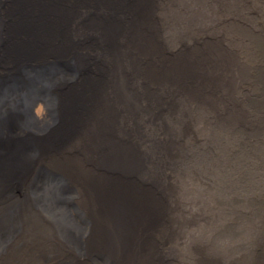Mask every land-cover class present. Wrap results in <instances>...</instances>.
<instances>
[{"label":"bare ground","instance_id":"bare-ground-1","mask_svg":"<svg viewBox=\"0 0 264 264\" xmlns=\"http://www.w3.org/2000/svg\"><path fill=\"white\" fill-rule=\"evenodd\" d=\"M154 2L0 0V264H242L204 239L218 200L238 224L231 49L214 6L205 28L194 0ZM238 225L264 264V227Z\"/></svg>","mask_w":264,"mask_h":264},{"label":"rangeland","instance_id":"rangeland-1","mask_svg":"<svg viewBox=\"0 0 264 264\" xmlns=\"http://www.w3.org/2000/svg\"><path fill=\"white\" fill-rule=\"evenodd\" d=\"M194 1L199 5L195 8L200 14H203L198 21L205 28L211 22L213 16L211 10L213 11L212 6H214L217 16L214 17L211 25L219 32H211V35L221 41L223 46L225 44L229 50L231 49L230 53L233 56L232 61H234L233 64L231 63L225 79L232 89H235L234 96L239 102L240 122L235 127H231V124L225 126V135L221 134V136L226 144L225 155L237 163L239 175L237 180L239 198L236 202L239 208L237 221L238 224L264 227V0H239V7L237 0H223L225 11L217 4L222 0ZM154 5L157 10L160 9L159 0H155ZM182 8L192 9L190 6ZM220 14H224L226 17L220 18ZM234 38L237 39L236 45L231 42ZM204 39L200 38L199 41L202 42ZM223 92L221 89L217 93L218 96L224 95ZM230 105L231 101L223 102L220 109H218V105L216 106V110L227 118L231 109L227 107ZM235 138L239 140L231 142ZM203 193L202 188L199 198L201 202H204L202 198L206 197ZM231 193V189L226 190L227 196H230ZM189 198L190 196L187 201ZM220 201L221 204L217 205ZM215 204L217 210L221 209L223 212L226 223L220 234L212 236L209 232L204 239L216 244L219 248L226 249L230 246V249H235L242 264H247V256L250 257L249 263L255 261L253 250L248 251L249 245L245 242L249 229L239 227L238 224H235L236 221H231L232 203L229 198L218 200ZM189 208H186L188 221H192L190 219L195 216L197 219H204L207 222L200 215L197 205L191 203ZM183 232L182 242L184 245L187 244L186 248L194 236H202L196 224H187ZM188 233H191L192 236ZM176 262L177 264H188L187 259L185 261L180 257Z\"/></svg>","mask_w":264,"mask_h":264}]
</instances>
